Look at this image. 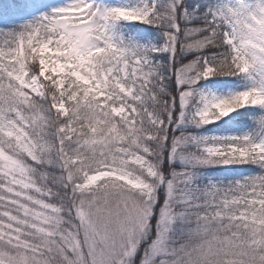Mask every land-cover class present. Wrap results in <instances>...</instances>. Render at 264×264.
Segmentation results:
<instances>
[{"label": "snow or ice", "instance_id": "snow-or-ice-1", "mask_svg": "<svg viewBox=\"0 0 264 264\" xmlns=\"http://www.w3.org/2000/svg\"><path fill=\"white\" fill-rule=\"evenodd\" d=\"M0 264H264V0H0Z\"/></svg>", "mask_w": 264, "mask_h": 264}]
</instances>
